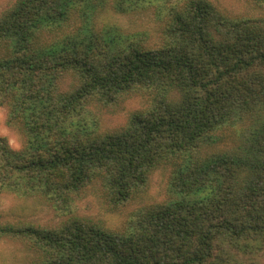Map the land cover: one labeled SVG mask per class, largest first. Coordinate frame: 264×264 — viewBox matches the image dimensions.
I'll list each match as a JSON object with an SVG mask.
<instances>
[{"label": "trees", "instance_id": "16d2710c", "mask_svg": "<svg viewBox=\"0 0 264 264\" xmlns=\"http://www.w3.org/2000/svg\"><path fill=\"white\" fill-rule=\"evenodd\" d=\"M15 0L0 12V192L54 226L0 224L25 264H264V0ZM153 11L157 39L105 20ZM139 101L117 128L105 114ZM165 173L161 201L145 198ZM95 193L116 228L79 218Z\"/></svg>", "mask_w": 264, "mask_h": 264}, {"label": "rangeland", "instance_id": "374dc122", "mask_svg": "<svg viewBox=\"0 0 264 264\" xmlns=\"http://www.w3.org/2000/svg\"><path fill=\"white\" fill-rule=\"evenodd\" d=\"M15 0H0V12L5 10ZM234 15L253 14V10L245 0H213ZM105 20L116 23L132 32L149 33L153 40L157 39V24L154 12L147 11L138 15L122 16L109 13ZM139 101H131L125 108L115 114H105L103 125L106 128H117L123 123L129 111L139 108ZM0 137H6L13 149L19 150L22 145L21 138L7 126L6 110L0 107ZM165 173L158 172L152 181L151 188L145 198L147 203H155L163 199ZM75 215L79 218L91 220L116 228L121 218L109 213L102 200L91 193L78 203ZM66 217L57 214L45 202L37 198H21L16 195L0 192V224H35L38 226H54L65 220ZM29 253L21 243L0 238V264H25Z\"/></svg>", "mask_w": 264, "mask_h": 264}]
</instances>
